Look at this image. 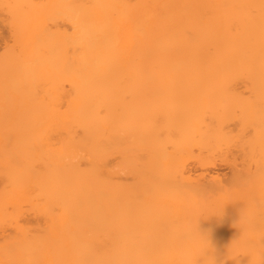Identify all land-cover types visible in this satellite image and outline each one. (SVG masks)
Returning <instances> with one entry per match:
<instances>
[{"label": "bare ground", "instance_id": "bare-ground-1", "mask_svg": "<svg viewBox=\"0 0 264 264\" xmlns=\"http://www.w3.org/2000/svg\"><path fill=\"white\" fill-rule=\"evenodd\" d=\"M252 1L42 0L40 5L36 0L0 1L3 10L8 9L14 41L23 46L0 63V232L6 226L16 231L0 244V264H264L260 241L244 243L236 236L217 245L216 236L207 239L201 230L213 207L207 195L226 190L223 178L212 174V169L226 162L235 170L234 182L242 178L236 159H231L235 156L231 149L237 147L230 148L241 135L200 126L196 117L204 102L178 100L172 92L148 91L198 87L220 78L264 81V12L258 16L238 12V5ZM260 2L263 9L264 0ZM51 9L66 17L72 31H56L70 46L66 61L59 54L61 65L70 70L65 69L69 106L56 119H32L27 117L30 111L35 114L42 107V100L34 103L36 97L27 91L36 81L38 67L48 64L43 69L53 66L55 71L61 62L58 58L60 62L44 63L49 59L41 57L48 48L49 31L45 33L46 25L36 31L43 25L34 24L35 18L44 20ZM40 13L43 17H35ZM33 39L45 48L41 50L39 43L35 47ZM28 43L31 54L26 51ZM53 76L57 80V74ZM125 88L133 91L122 99L119 92ZM52 96L59 99L57 92ZM116 106L130 118L135 140L151 139L161 147L155 159L139 164L137 172L148 180L156 179L153 188L148 186L152 193L109 183ZM53 135L58 143H51ZM249 141L240 143L245 146ZM248 149L244 151L249 153ZM178 166L181 177L196 181V187L174 184L171 178ZM208 177L209 181H202ZM253 185H243L246 193L232 210L242 208L243 212L241 204L247 201L258 205L255 216L233 217L238 224L243 219L249 223L264 220L260 217L264 190ZM231 195L226 191L217 200L226 201ZM24 205L41 214L44 224L20 223L17 210L25 209ZM225 206L229 210L230 205ZM149 209L173 212L139 213ZM226 209L224 213L229 212Z\"/></svg>", "mask_w": 264, "mask_h": 264}, {"label": "rangeland", "instance_id": "rangeland-1", "mask_svg": "<svg viewBox=\"0 0 264 264\" xmlns=\"http://www.w3.org/2000/svg\"><path fill=\"white\" fill-rule=\"evenodd\" d=\"M0 1L2 2V0H0ZM7 1H9V0H7ZM10 1H12V0H10ZM132 1H133L132 3L134 4V0H132ZM10 3H12V2H10ZM36 3H38L40 5V4H42V0H36ZM225 4L226 3H222V6L226 7ZM1 5H0V63L3 62L5 59L7 62V60L10 59V55H15L16 54L15 52H17L18 49L20 51V48L23 47L22 45L20 46V44H17L14 41V37H13V34L11 32L10 24L8 21L10 18L9 17L10 15L9 16L7 15V14H9V13H7L8 9L6 7V9L3 10L4 7L2 8ZM261 5H262V2H260V0H254L251 3L248 2L242 6L238 5V8H239L238 12L241 11V13H243V11H244L247 14H252L253 16L254 15L258 16L259 14L264 12V10H263L264 8L262 9ZM234 7L235 6H233V8ZM241 8L242 9L244 8L246 10H244V9L242 10ZM51 10H52L51 14L49 11H46L45 14H47L46 15L47 17H45V15H43L44 13L43 14L40 13V15L39 14L35 15V17L36 16L40 17L43 15L44 20L38 19V18L37 19L35 18V20H34L35 25L40 24V23H41V25H43L42 28L39 26V28L41 30L39 28H38V30H36L37 29L36 28L35 29L36 31L41 32L42 29L44 28V26L45 25L47 26V29L46 28H44V29H45V33L49 31L48 33L50 35L49 36L50 38L48 37V35H46V38L47 37L48 38L45 40V44L47 41L48 45L50 47L46 44V47H48V48L44 52L42 51L43 52L42 53L40 51L45 48V47H43V45H40V43H39V42H42V40L40 41V38H38V37H37L38 38L37 40H39V42L36 39L35 40L33 39V40L35 41V47L39 43V47L41 49L40 50L38 47L37 49H39V51H37V53L40 52V54L42 53L43 56L44 55L46 56V57L41 56L43 59L46 58V60H47V58H49L48 59L49 61L53 59V61H52L53 63H54V60H56L57 62H60V60H61V62L58 66H60L63 69H60V67H58L54 71L53 70L54 67L50 64H49V66H52V67H48L47 70L45 67L43 69V66L47 67L48 64L47 65H40L41 67H38L39 70H38V73L36 72V76H35L36 81L33 82V84L28 87L27 91H29V92L31 91L30 94L33 93L31 98L36 97V100H35V98H33L35 101L34 103H38V99L42 100V104L40 105L42 107L40 108L41 110L40 109L38 110V113L37 112L35 114L32 113L33 115L31 114V111H30V115H27V117L28 118L33 117L32 119H34V118H38V119L52 118V120H53V118H54L53 116H55V119H56V118H58L60 112L68 111L66 109L69 106L68 105L69 98H67L66 96L69 95L68 92H70V85H69V82H67V80H66V76L68 74L65 72V69L68 70L67 71L68 73L70 72V70H69L68 66H66V68H64L65 66H62L63 65L62 59L64 57H68V54L70 55V49H69V52L66 49V47L69 48L70 46L68 45V42H67L65 37H62V38H64V41L61 38V36L58 37V34L56 33V31L60 30L63 32L64 30H68L67 31L68 34H71L72 31H71L70 23H68V20L66 19V17L65 16L62 17V15H57L53 9H51ZM38 21L40 23H38ZM42 21H44V22H42ZM234 27H236V26H234ZM48 28H49V30H48ZM40 32H38V33H40ZM52 32H54L55 34ZM55 36H56V38H55ZM33 40H31L32 42H29L31 44V46H30L31 48H32L33 43H34ZM52 42H56V43L51 45ZM29 43L26 45L28 46ZM53 45H54V47H53ZM30 47L28 46L29 49L28 50L26 49V51L29 52V50H32V49H30ZM33 49H34V47H33ZM62 49H64V52L62 51ZM19 51H18V53H19ZM21 51H23V50H21ZM62 52L64 55H67V56H64V55L62 56ZM24 54H25V51L23 53V56H24ZM28 54H31V53L29 52ZM40 54H39V56H40ZM59 54H61L62 59L60 58ZM57 55H59V56L55 57ZM36 56H37V54H36ZM41 57H39V59H41ZM48 60L45 61L44 63L45 64H46V62L51 63V61L49 62ZM64 60L66 61L67 58H64ZM0 66H1V64H0ZM50 68H52V69H50ZM53 74L55 77L57 74V80L51 79ZM54 76H53V78H54ZM68 77L69 76H67V78ZM225 79H227V78H220L217 81L201 82V83H199L200 86H198V87H190L189 88L186 86L185 87L184 86H177V87H172V88L171 87H164V88H157V89L156 88H152V89L149 88L148 91L149 90H150L149 92L155 91L156 94L157 93L163 94L164 92H166V93L170 92V94H171V92H172V94H171L172 97L175 96L176 99H178V100L188 101V102H196V101L204 102L205 107L203 108V110H201L200 114L196 117V122L200 126H215L218 129L221 128V130L222 129L223 130H230V131L232 130L233 132L236 133L237 137L241 135L240 136L241 139H237L239 141L238 142L239 144L237 143V140H236V142L234 143L235 146H233L234 144H231L232 146H230V148L237 147V148H233L234 150L231 149V151L233 153H235V156H233V157L231 156V159H233V158H234V160L236 159L235 161L237 163V168L239 169L240 174H242L241 175L242 178L241 179L239 178V180L237 179L234 182L233 175H234L235 170L233 171L234 168L232 169L230 167L231 165L229 166V164L228 165L225 164L226 162L225 163L218 162L217 167L212 169V174H213V172L216 173L215 176L218 173L220 174V177L223 178V181H222L223 184L222 185L226 186L227 188L225 187V189H226L225 192L217 191L218 193L217 192H211L210 195L209 194L207 195L206 199L208 200L210 205L213 207L209 208V211H208L209 213H207V214H209V218H210V220L208 218V220L206 221V223L208 222V224L204 223V225L201 227V230L204 233H207L206 234L207 239L213 240V238L217 237L216 241H218V242H216L214 239V242L217 245H220L221 241H222V244H224L229 240L232 241V240H235L237 238L236 240L240 239L239 240L240 242H243L245 240L244 243H246L248 241H250L252 243H254V242L259 243L258 241H260L259 246L261 245V247L262 246L264 247V243H263L264 242V220H263V222L261 220L260 222L254 221V222L249 223V220L247 221L246 219H243V220H239V224L237 222L238 220H233L234 219L233 217L242 216L245 218L246 216H248V214L251 216H255L254 215L255 214L254 209H256L258 205L253 206V204H249V203H247V201L246 202L244 201L241 204V207L245 208V209H243V212L241 211L242 208L237 209L238 211L232 210L233 207L236 206V204H238V203H240V201H242L241 197L242 198L244 197V194L246 193L245 189L249 188L250 185L255 184L253 182L256 181V184L253 185V187H256V189L259 188V190L260 189L264 190V81H259V80H254V79L253 80L252 79H241V78H240V80H238L239 78H235V79L233 78V80L231 78L227 79V80H225ZM184 83H186V82H184ZM132 91L133 90H131V89L129 90V89L125 88L121 92H119V96L122 99L123 98L126 99L129 97V94H131ZM56 92H57V95L59 98L57 100H56V97L54 99V97L52 96ZM33 95H35V96H33ZM28 96L29 95H27V100L29 99V101H31L30 100L31 98ZM30 103H32V101ZM242 105H243V108L244 107H247V108L242 109ZM250 107H252V109ZM115 109L117 112V117L115 118L114 123H113V126H115L114 138H113L112 144L109 148V174H108L109 175L108 176L109 183L112 186H113V183L114 184H117V183L123 184V186H125V188L126 187L129 188L130 191L139 190V191H146V192L148 191L149 193L150 192L152 193V191H154V190L153 189L149 190L148 186L150 185V187H151L152 184L155 185L157 183L156 179L150 177V179L148 180L149 177L148 178L142 177L140 175V173H137V172H138V170H140L139 164L141 162H143L144 160H149L150 158L155 159V157H156L155 155L159 153V149L161 150V147L160 146L157 147L153 142H151V139H147V140L143 139L140 141L135 140L133 135H132L133 130L131 127H129V126H131L130 120H129L130 118L126 114L124 115L123 112L121 113L119 111L120 110L119 106H116ZM27 113H29V112L27 111ZM56 114H58V115H56ZM25 116H26V114H25ZM256 132L261 134L260 138H259L260 134L258 135V133H256ZM242 136H244V139L242 138ZM55 138H56V140H55ZM245 139H246V141H245ZM249 139H251L252 143H251V141H249ZM57 141H58L57 135H53L51 143H54V144L58 143ZM242 141L243 142L249 141L250 143H247L248 146H247V144H245V146L244 145L242 146L241 145V143L243 144ZM253 141L257 147H255ZM249 144H250V146H249ZM253 146L255 148H253ZM244 147H246V148H244ZM243 148L244 149H247V148L251 149V151L249 149L248 150H249V153L250 152H252V153L249 154L248 151H246V150L244 151ZM244 152H246V153H244ZM239 153H241V154H239ZM248 156H250V157H248ZM135 165H137L138 167L137 166L135 167ZM179 170H181V168L178 166V168L175 169V172L173 174L174 176H172V178H171L173 181H175L174 184L176 183L175 184L176 186H187L190 188H194L197 186L196 181L187 180V179H184L183 177H181V173L179 172ZM199 172L200 171H197L198 174H199ZM256 176L257 177L260 176V178L258 179ZM253 178L255 179V181H252ZM257 179H258V181H257ZM209 180H210V177H208L207 179H203L202 181L206 182ZM194 182H196V183H194ZM248 182H251V183H248ZM147 183H149V184L147 185ZM241 183L243 185H246L245 187H247V188L243 187V185ZM111 185H110V189H111ZM131 187H133V188L137 187L139 189H132ZM240 187H242V189H239ZM151 188H153V187H151ZM234 188L236 190L237 189L238 190L234 191L235 190ZM241 190H243V193ZM226 191L227 192L229 191V194L230 193L232 194L230 196V199H229V196H227L228 200H226L227 202L231 201V203H227L226 201H219L218 202V200L221 199V194L226 193ZM236 192H237V194H236ZM212 193H213V195H212ZM208 196L212 199H208ZM214 198H215V200H214ZM237 199H239V200H237ZM235 202H237V203L235 204ZM225 204L230 205V207L228 206L229 210L226 209ZM214 205H217L218 208L216 206H215L216 207L215 208ZM221 205H223V206H221ZM245 205H247V208ZM23 207L25 209L19 208L17 210L18 214L16 213L17 219H18V221H20V223L30 224L33 226H36L37 224L38 225L44 224V220H43V217L41 216V214L39 215L38 213H36L33 209H31L28 206L25 207V205H24ZM222 208H224V209H222ZM125 209H126V207L124 208V210ZM225 209H226V211H229L227 213H230V214H227L225 212L228 217L230 216L229 218L224 213ZM230 209L234 212L233 214L230 211ZM248 209L252 210V211H248ZM9 210H11L10 212L13 211L12 208H10ZM162 210L166 211V213L168 212V214L173 212L172 209L171 210L149 209L148 211H146V210L139 211V213H142V214L145 213L148 215L155 214V213H164ZM127 211H129V210H127ZM127 211H124L125 215H128ZM221 211H222V214H221ZM250 212H251V214H250ZM252 212H253V215H252ZM132 213H135V212H132ZM223 213H224V215H223ZM240 213H241V215H240ZM20 214H22V215H20ZM212 214L214 217L212 216ZM214 214H216V215H214ZM261 214H263V215H261ZM218 215H220V216H218ZM260 217H264V211L260 212ZM26 221H27V223H26ZM227 221L228 222L230 221L229 224L226 223ZM256 223H257V226H256ZM204 226H206V227H204ZM6 227H5V231L0 232V244L1 245H2V243H4V241L7 239V237H11V236H14V234H16V231L12 226H10V227L6 226ZM247 232H248V234H247ZM230 233H233V234H230ZM237 233H239V234H237ZM240 233L242 234V236H240L241 235ZM209 234L212 236V238H210L211 236L210 237L208 236ZM247 238H249V240ZM224 239L226 240V242H224L225 241ZM260 239H262V240H260ZM262 243H263V245H262Z\"/></svg>", "mask_w": 264, "mask_h": 264}]
</instances>
